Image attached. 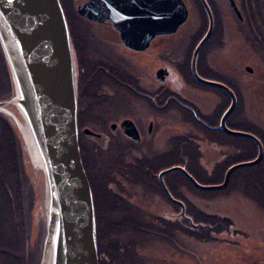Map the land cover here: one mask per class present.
I'll list each match as a JSON object with an SVG mask.
<instances>
[{"label": "flooded vegetation", "instance_id": "obj_1", "mask_svg": "<svg viewBox=\"0 0 264 264\" xmlns=\"http://www.w3.org/2000/svg\"><path fill=\"white\" fill-rule=\"evenodd\" d=\"M87 1L89 0H82L79 5ZM124 1L129 2V0ZM183 1L188 14L177 29L171 33H157L146 45L139 48L130 47L123 42L121 30L109 17L111 14L104 13L102 8L98 11L101 13V20L98 21L80 15L75 9L80 19L71 27L70 39L76 70L80 155L90 186L94 188L93 184H97L95 189L100 215L102 211L106 215L105 219L100 217L101 222L110 220L107 214L122 206V204L117 206L119 199L114 198L116 192L111 189L112 185L126 186L115 178L121 179L117 175V168L121 166L126 171L137 166L135 165L137 163L156 162L158 160L155 161L154 158L167 157L174 164L178 160L183 162V159L186 162L193 161L197 164L201 175L212 172L220 174L219 167L216 169L212 167L210 173H207L203 165L210 162L209 158L206 159L210 153L209 150L208 152L204 150L205 144L208 149L209 144H214V149L220 155L214 164L225 161L229 154L228 149L232 146L229 136L234 135L227 134L219 127L224 112L232 102L230 93L223 89V86L235 97L234 108L226 116L225 126L239 130L234 126L244 123L256 132L255 135L251 134L261 142L263 155L255 165L263 162L264 166V104L262 103L264 102V0H226L231 13L227 17L229 27L225 39H229L230 45L223 49L222 54L218 53L222 63L208 57L202 59L205 47L210 43L212 32L198 53L197 73L206 80L223 85L221 87L201 83L193 76L192 53L195 45L204 35L199 37L192 47L187 45V42L190 43L193 39L188 33L189 7L187 1ZM206 1L215 19L219 1L211 2L214 3V7L209 0ZM107 2L108 0H101V4ZM196 3L204 15L206 12L201 1L197 0ZM83 23L94 24L97 28H85ZM208 23V19H205L202 25L208 27ZM214 27L213 20L212 31ZM232 39L233 43H230ZM255 81L260 82L261 89L255 88L253 83ZM252 96L261 103H256L258 112L248 115V105L250 101L254 102ZM169 115L174 118L170 123L167 122ZM131 123L137 130V139L126 134L125 127L128 129ZM84 129H88L89 132H84ZM116 137L121 138L124 145L119 153L121 155L117 157L111 156L109 146L110 139ZM245 139L250 141L255 149V158L258 154L256 142L247 137ZM118 141L121 144L120 140ZM184 141L188 142L191 152L187 156H183L186 153V149L183 148ZM96 143L99 145L97 154ZM112 143L118 146L115 140ZM160 143L163 145L161 146ZM141 145L145 146L137 148ZM146 146L147 149L156 148L157 156L154 152L149 153L153 158L144 154L142 149ZM124 149L126 151L123 153ZM105 150L108 151L109 156H105ZM110 159H113L111 163L114 167L112 172H107L111 163L108 165L106 163ZM255 179L256 181L251 179L247 182L251 184L254 182L252 191L256 196L249 198L248 202H251V205H246L242 212L241 220L238 222L240 230L233 228L226 235L227 230L234 227L235 222L229 216H223L225 225L218 229H222L219 234L225 232V235L221 238H218L219 234L215 236L214 241L227 245V247L219 246L226 258L227 254L231 253L230 259H253L257 256L261 257L260 255L264 253V172L256 174ZM180 185V179L175 177V187ZM138 186L133 185L136 190ZM148 193L150 194L134 193V197L131 198L132 205L136 206L132 208L139 218L137 223L142 224L143 228L148 223V217L144 215L143 209L147 207L151 210L152 197H155L153 201L155 202L153 207L157 208L155 211H166L168 208L165 207L166 204H162L166 201L162 199L161 194L151 191ZM165 195L174 203L176 202L173 199L182 202L177 197L170 198L166 192ZM192 197L194 201L209 199L208 195L201 196L199 193H192ZM180 215H182L181 211ZM116 223L119 227V223ZM252 224L254 227L251 226ZM104 232L101 231L100 264H116L114 248L108 245L112 242L113 235L111 236L110 232L106 236ZM133 235L137 241L140 239L136 234ZM113 240L116 241L114 237ZM144 256L149 259L150 253L144 251ZM152 260H138L132 264H155ZM163 261H158V264H163Z\"/></svg>", "mask_w": 264, "mask_h": 264}, {"label": "water", "instance_id": "obj_2", "mask_svg": "<svg viewBox=\"0 0 264 264\" xmlns=\"http://www.w3.org/2000/svg\"><path fill=\"white\" fill-rule=\"evenodd\" d=\"M200 1L209 24L192 53L191 70L199 82L221 87L196 71L198 53L213 28L211 9L206 0ZM101 8L111 14L123 42L133 48L143 47L157 33L174 32L188 14L183 0H108L104 4L89 0L78 5L77 12L98 21ZM0 47L13 90L9 99L0 101V113L15 126L24 166L33 172L36 201L31 241L41 231L44 235L39 264H99L93 194L78 143L75 63L61 1L0 0ZM222 88L230 93L232 102L219 127L227 134L253 139L258 154L254 160L230 166L217 185L199 183L180 165L165 168L158 172V179L170 198L163 176L171 171L181 172L197 189L219 190L228 185L234 170L257 164L263 155L261 142L251 133L225 126L235 97ZM125 131L137 139L132 123ZM173 200L186 216L184 204Z\"/></svg>", "mask_w": 264, "mask_h": 264}, {"label": "rangeland", "instance_id": "obj_3", "mask_svg": "<svg viewBox=\"0 0 264 264\" xmlns=\"http://www.w3.org/2000/svg\"><path fill=\"white\" fill-rule=\"evenodd\" d=\"M68 1L71 3L72 0H68ZM81 1L82 0H75L74 4L75 6H77L75 7V9L78 8V5L81 3ZM186 1L189 7V17H188L189 26L188 28H190V30L188 33H189V37L193 39L190 43H188L189 42L188 41L187 45L189 44L192 47V45L196 42V40L202 35H204V33H206L207 31L206 29L208 27L205 24L202 25V23L205 21V19H208V16L206 13L202 15L201 10L199 9V7H197L198 6L196 3L197 0H186ZM209 1L210 3L215 2L213 0H209ZM218 1L219 2H218L217 10H216V18L214 19L213 17L215 27H214V30L212 31L211 38L209 40L210 43L207 44L205 47V50H204L205 53H203L204 57L202 59L208 57L212 60L217 59L222 63V60L218 58L219 57L218 53L222 54L223 49L226 46L230 45L229 39H225V36H226V33L228 32V27H229V20L227 19V17L231 13V10L226 5L227 4L226 0H218ZM211 4L214 7V3H211ZM75 19L76 17L73 16L72 22H76ZM83 24L85 28H93V29L97 28V26H94V24H90V23L88 24L83 23ZM230 43H233V39L230 40ZM4 70H5V67L4 66L2 67V64L0 62V88L2 87V80H5ZM75 76H76V70H75ZM253 83L255 84L256 89H261L260 82L255 81ZM4 88H5V85H4ZM8 95H9L8 93L6 92L4 93L2 90H0V101H3L4 99H6ZM210 95H213V94H210ZM252 97L254 99V102L250 101L248 105V108H247L248 115H251L255 111L258 112V110L256 109V106H257L256 103H261L254 96ZM262 103L264 104V102ZM263 110H264V106H263ZM173 120L174 118L169 115L167 118V122L170 123ZM234 127L236 129H239L237 131L248 132L254 135L256 133L255 131L252 130V128L249 125L244 124V123L235 125ZM229 137H230V141L232 144V146L228 149L229 154L226 156L225 161L218 163V164H214V162L219 159L218 156H220L218 151L214 149L215 145L209 144L208 146L209 149H208L207 144H205L206 149L204 150L206 152H208L209 150V153H210L209 154L210 156L208 155L206 159L209 158L210 162L204 165L202 164V165L207 170V173H210L209 171L212 167L213 169H216L217 167H219L221 171L219 170V168L218 170L220 171V174H222V170H224L226 166L228 165L229 166L227 167V169L233 164L251 161L256 158V157L254 158L255 149L251 146L250 141L245 139L246 137L245 138L239 137V136H229ZM113 140L117 142L118 146L112 143ZM118 140H120L121 144L119 143ZM110 141L111 142L109 143V146H110L111 156L117 157L121 155L119 153H121L122 147H124V145L122 144L123 143L122 139L116 137V138L110 139ZM85 142H87V140H85ZM241 142L243 143L242 146H241ZM163 143H160L161 146L163 145ZM187 143H188L187 141H184L183 148L186 149V153L190 154V152L188 151V149H190L189 144ZM142 146H145V145H141L137 148H141ZM98 149H99V145L96 143V146H95L96 154L98 152ZM150 149L149 148L147 149V146H146L145 148L142 149L143 150L142 152L146 154L149 158H153L149 155V153L151 154V152H154L155 156H157V151H155L156 148L155 149L150 148ZM125 151L126 149H124L123 153ZM107 153L108 151L105 150V156H109ZM185 156L187 155L185 154ZM154 159L155 161L157 160L156 158ZM112 160L113 159L108 160L106 164L107 165L110 164ZM168 161H169L168 158H161L157 161L156 166L158 167L161 165H166L169 163ZM191 162L192 163H188V169L191 171L193 175H195V177L199 180L201 184L217 185L221 183L220 181L221 177L219 174H214L212 172V174L203 173L202 175H199V168L197 164L194 163L193 161ZM179 163H180V160L175 161V164L173 165H179ZM262 163L263 162H261L258 165H251V166H245V167L239 168L235 173L231 175V178L226 188L219 189L223 192H220L219 194H215V195H212V193H210L208 194L209 199L195 201L194 206L197 210V213L202 214L204 213V211H208V213H213V215L214 214L220 215V217L223 218V221H221L222 225H220L218 228H222L225 225L223 224L225 222V218L223 216H229L233 220V222H235V225L231 229L227 230L226 235H228L229 231H231L233 228L240 230V224L238 222H240L239 220H241L242 212L246 205H249V206L251 205L250 204L251 202H248L249 198L250 197L253 198L256 196L255 192L252 191L254 182L252 184L247 183V182L251 179L256 181L255 175L258 173L264 172V166ZM23 167H24L25 174L27 176V180L29 179L32 185L33 172H27L24 166V163H23ZM134 169H136V167H134ZM137 177L138 176L136 175L133 177H130L133 180L132 182H130L129 175L127 176L124 174H120L119 178L121 179H119L118 181L119 182L121 181L123 184H126L125 187H129V186L133 187V185H135L137 182V180L134 181ZM132 183L133 185H131ZM256 185L257 184H255L254 186L256 187ZM95 186H97V184ZM176 188L179 191L180 187L179 188L176 187ZM219 190H204V191L214 192V191H219ZM138 192L146 193L147 195L150 194L148 193L149 191L139 186H138ZM185 192H189L187 188H185ZM210 195L217 196V197L213 198ZM218 195H221V196H218ZM154 198L152 197L153 201H154ZM111 213H112L111 216L110 214H108L110 217V220L114 218L115 220L114 219L113 220L119 223V227L117 226L116 222H115L116 223L115 225H112V224L110 225V220H104L101 222V224L103 225V227H101V231L103 232L109 231V233L111 232V236L113 235V237L116 240L114 242L113 237H112V242L108 243V245L113 246L114 251L116 253V260H115L116 264L117 263L132 264L133 262L138 261V260L148 261L150 259H153L152 263H155V264H158V261H162V260H164L163 264H264V253L260 255L261 257L257 256V257H253V259H243V258L230 259L232 256L231 253L227 254V258H226L224 251L219 248V246L221 245H223L224 247L225 244L220 243L218 241L204 242V241H201L200 239L195 240V239L186 237L183 235V233L180 230L177 231V229H174V227L172 226L166 227V228H164V226L160 227V225L162 224L160 222L159 223L154 222L152 224L150 223L149 225H145L146 229L139 230V232L136 233L137 237L142 238V240L139 239L137 241V238L133 235V232H131V235H130L126 227L127 225L131 224L132 221H135V222L139 221L138 214L135 211L131 213L129 209H120V208H117ZM101 217L103 219L106 218V215L104 214L103 211L101 213ZM257 225L260 228V225L259 224ZM251 226L254 227L253 224ZM173 229L174 231L178 232L177 236L172 234ZM248 230H250V227L248 228ZM223 235H225V232L222 234H219L218 238L223 237ZM26 236L27 234L25 230L22 228H20L17 231V229H14L13 226L8 225V226L3 227L2 224H0V257L5 256L6 258H8L9 262H12L14 264H26L27 262L30 263V254H29V250L27 249L30 246L31 239H30V236H29V239ZM186 246L189 247V249ZM225 246L227 247V245ZM190 249H193L195 258L190 259V257L187 255V254H190L188 253ZM144 251H146L147 253H150L149 259H147L146 256H144ZM184 252H186L187 254L183 255L182 253ZM120 254H122V258H120ZM187 257L189 259L186 260Z\"/></svg>", "mask_w": 264, "mask_h": 264}, {"label": "trees", "instance_id": "obj_4", "mask_svg": "<svg viewBox=\"0 0 264 264\" xmlns=\"http://www.w3.org/2000/svg\"><path fill=\"white\" fill-rule=\"evenodd\" d=\"M60 1L70 31L71 27H73L76 24L75 22H72V17L73 16L76 17L75 21H78L80 19L78 15H76L75 13V7H77L74 4L75 0H72L71 3L68 0H60ZM0 62L2 64V67L3 66L5 67L4 70L5 80H2V87L0 88V90H2L4 93L5 92L8 93L9 95L7 96L6 99H9L13 94V90H12L11 78L7 72L8 69H7V65L5 64V60L1 48H0ZM18 139L20 140V138L18 137L17 130L13 125V123L8 119V117L0 113V212H2L0 213V224H2L3 227L8 225L13 226V228L17 229V231L20 228H22L25 230L27 234L26 237H28L29 239L30 236V239L32 240L33 238L32 219H33V211L35 207L36 198L32 190L31 182L29 179L27 180V176L24 171L23 160L21 158L22 153L20 151ZM188 151L190 152V149H188ZM185 154L188 155V153ZM185 154H183V156ZM168 162H169L168 164L161 165L158 167L156 166L157 161L137 163L135 164L137 165L135 166L136 169L131 168L126 171L121 166L120 168H117L118 169L117 175L118 176H120V174H124L127 176L129 175L130 182L133 181L130 177H133L135 175L138 176L134 180V181L137 180L136 182L137 185H140L142 188H144L147 191H151L155 194L157 193L161 194L163 196L162 199L166 201V203L165 202L163 203L166 204L165 207H168L166 208V211L164 210L155 211L157 208L153 207L155 203V202L153 203V201L151 202L152 206L147 204L150 206L151 210H149L147 207H144L143 209L144 215L148 217L147 218L148 223L146 225H149L150 223L152 224L154 222L157 223L162 222L163 225L161 224L160 227L164 226V228H166L172 226L174 227V229H177V231L180 230L183 233V235L186 237L195 240L200 239L201 241L204 242L214 241V239L216 238L215 236L219 234L220 231H222V229H218V227L221 225L222 223L221 221H223V218L220 217V215L218 214L213 215V213H208V211H204V210H203L204 213L202 214L197 213V210L194 206L195 201L193 200L194 198L192 197V193H199L201 194V196H206L210 193H212V195H215L223 191L219 190V191L209 192L204 190H197L191 184V182L185 176H183V174H181L179 171H172L170 173L165 174L163 176V179L167 189L172 194L171 196L177 197L178 199L182 200L185 206V215L187 217L180 215V206L167 198L158 180V172L174 164L170 160ZM188 163H192L191 160L186 162L183 159V162L180 161L179 164L183 166L187 170V172L190 173L199 182V180L195 177V175H193L191 171L188 169ZM228 166H226V168L222 170V174H219L221 177L220 179L221 182L223 180L224 172ZM113 167L114 165L113 163H111L108 167L107 172H112ZM238 169L234 170L233 173H235ZM199 175H201L200 171H199ZM86 176L89 181V177L87 173ZM175 177L180 179L181 185L179 186L180 188L178 187L179 191H176L177 188L175 187ZM115 178L119 180L117 177ZM131 185H133V183ZM93 186L94 188L91 187V189L93 193V201H94L95 216H96V235H97V248H98V257H99L100 244L102 245L101 227H103V225L101 224V218H100L101 215L99 211V206L97 204V196H96L97 191L95 189L96 186L94 184ZM185 188H187L189 192H185ZM111 189H113L116 192L114 193V198L119 199V203L117 206L119 207V204H122V206H120V209H129L131 213L134 212L132 206L133 207L136 206L132 205L131 198L134 197L135 195L134 193H140V192H138V190L134 189V187L132 186L123 187L121 184L112 185ZM111 212H109L110 216L112 214ZM113 219L110 220V225L116 224L115 223L116 221H114L115 219L114 220ZM42 221L43 220L39 218V223ZM141 226L143 225L135 221H132L131 224L127 225L126 228L128 233L131 235V232H133V234H136L139 232V230L146 229ZM174 229L172 230L173 231L172 234L177 236V231H174ZM104 233L106 236L109 235V231H105ZM42 236H43V232L41 231L37 233L36 236H34L35 239L31 241V244L27 249L29 250L31 260L30 263L27 262L26 264H39L41 257L42 240H43ZM140 239L142 240V238ZM187 248L189 249V247ZM188 253L190 254H187L186 252L182 254L183 255L187 254L190 257V259L195 258L193 249H190ZM187 259L189 258L187 257L186 260ZM0 264H14V263L9 262L8 258L2 256L0 257ZM99 264H100V257H99Z\"/></svg>", "mask_w": 264, "mask_h": 264}]
</instances>
